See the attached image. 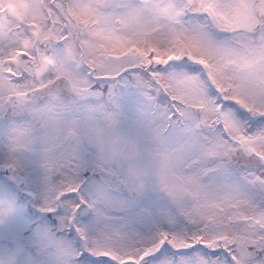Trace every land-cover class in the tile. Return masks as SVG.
I'll return each instance as SVG.
<instances>
[{
	"label": "snow or ice",
	"instance_id": "1",
	"mask_svg": "<svg viewBox=\"0 0 264 264\" xmlns=\"http://www.w3.org/2000/svg\"><path fill=\"white\" fill-rule=\"evenodd\" d=\"M24 3L0 24V261L264 264V0Z\"/></svg>",
	"mask_w": 264,
	"mask_h": 264
},
{
	"label": "rangeland",
	"instance_id": "2",
	"mask_svg": "<svg viewBox=\"0 0 264 264\" xmlns=\"http://www.w3.org/2000/svg\"><path fill=\"white\" fill-rule=\"evenodd\" d=\"M14 4V5H12ZM12 5V8L17 6V8L14 9H19L21 12V16L18 17L19 19L22 18V14L26 11V4L24 3V0H7L5 6H4V15H0V24H4L7 23V19L11 18L13 20H15V17H12L11 15H9V11L11 10V7L9 6ZM13 14H15V10H12ZM40 74L39 72H37L36 75ZM127 149V152L124 151V149ZM112 156L118 157L121 160H124L127 162L128 167L126 169V175L130 181L131 184L133 185H138L141 177L139 175H137L134 171V164L133 161L135 159V149L134 146L131 143H127L125 144V142L123 140L117 139L114 142V146L111 150L110 153ZM12 206L11 204L7 203L6 201H0V220L3 221L2 224H0V226H3L4 223H6L7 219L11 217L12 215ZM0 264H3L2 261H0Z\"/></svg>",
	"mask_w": 264,
	"mask_h": 264
},
{
	"label": "clouds",
	"instance_id": "3",
	"mask_svg": "<svg viewBox=\"0 0 264 264\" xmlns=\"http://www.w3.org/2000/svg\"><path fill=\"white\" fill-rule=\"evenodd\" d=\"M142 190H143V185L142 184H138L135 191H142ZM2 223H3V221L0 220V224H2Z\"/></svg>",
	"mask_w": 264,
	"mask_h": 264
}]
</instances>
